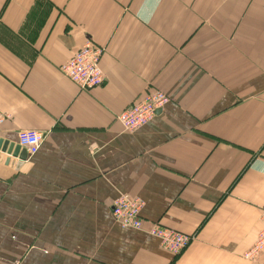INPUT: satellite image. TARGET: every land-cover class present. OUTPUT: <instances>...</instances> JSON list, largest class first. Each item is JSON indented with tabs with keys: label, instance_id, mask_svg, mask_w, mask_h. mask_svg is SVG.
I'll return each instance as SVG.
<instances>
[{
	"label": "crops",
	"instance_id": "0c3cea01",
	"mask_svg": "<svg viewBox=\"0 0 264 264\" xmlns=\"http://www.w3.org/2000/svg\"><path fill=\"white\" fill-rule=\"evenodd\" d=\"M90 40L104 82L61 66ZM160 91L134 132L118 115ZM0 264H250L264 205V0H0ZM143 201L144 230L192 237L177 257L111 214ZM264 264V253L259 258Z\"/></svg>",
	"mask_w": 264,
	"mask_h": 264
},
{
	"label": "built area",
	"instance_id": "2783aa9c",
	"mask_svg": "<svg viewBox=\"0 0 264 264\" xmlns=\"http://www.w3.org/2000/svg\"><path fill=\"white\" fill-rule=\"evenodd\" d=\"M104 48L90 40L61 66V73L74 83L80 90H90L104 82L100 69V59ZM169 101V97L160 91H152L136 99L128 108L117 117L122 126L129 131H134L146 125L156 113ZM0 113V123L6 119ZM42 140L41 134L35 131H21L17 136V144L24 149L27 155L37 152ZM143 202L137 196L122 194L118 196L111 207L112 217L125 228L144 230L140 212ZM260 229L255 242L245 251L244 259L251 264H258V258L264 252V205L260 210ZM145 233L156 238L160 248L172 256H177L188 245L191 236L160 225H151Z\"/></svg>",
	"mask_w": 264,
	"mask_h": 264
},
{
	"label": "water",
	"instance_id": "95a60500",
	"mask_svg": "<svg viewBox=\"0 0 264 264\" xmlns=\"http://www.w3.org/2000/svg\"><path fill=\"white\" fill-rule=\"evenodd\" d=\"M0 153L4 154V164L17 169L27 159V153L19 146H14L0 140ZM2 161V157L0 156Z\"/></svg>",
	"mask_w": 264,
	"mask_h": 264
},
{
	"label": "rangeland",
	"instance_id": "374dc122",
	"mask_svg": "<svg viewBox=\"0 0 264 264\" xmlns=\"http://www.w3.org/2000/svg\"><path fill=\"white\" fill-rule=\"evenodd\" d=\"M163 94H164V93H163ZM166 96H167V95H166ZM168 102H169V101H168ZM168 102H167V103H168ZM118 122H119V121H118ZM119 123H120V122H119ZM120 124H121V123H120ZM121 125H122V124H121ZM122 127H123V126H122ZM142 127H143V126H142ZM123 128H124V127H123ZM124 129H125V128H124ZM139 129H140V128H139ZM125 130H126V129H125ZM137 130H138V129H137ZM126 131H128V132H134V131H136V130H134V131L126 130ZM138 198H139V197H138ZM113 202H114V201H113ZM142 202H143V201H142ZM143 205H144V204H143ZM117 223L119 224V222H117ZM143 223H144V222H143ZM119 226H121V225L119 224ZM121 227H122V228H125V227H123V226H121ZM191 240H192V239H191ZM191 240H190V242H191ZM190 242H189V243H190ZM189 243H188V245H189ZM188 245H187V246H188ZM187 246H186V247H187ZM186 247L181 251V253L186 249ZM181 253H180V254H181ZM263 253H264V252H263ZM263 253H261V255H262ZM180 254H179V255H180ZM244 254H245V252H244L243 255H242V258H243V259H244ZM170 255H171V254H170ZM179 255H177V256H179ZM261 255H260V256H261ZM171 256H172V255H171ZM177 256H173V257H177ZM260 256H259V258H260ZM259 258H258V264H259ZM244 260L247 261L248 263H250L248 260H246V259H244ZM250 264H251V263H250Z\"/></svg>",
	"mask_w": 264,
	"mask_h": 264
},
{
	"label": "bare ground",
	"instance_id": "6f19581e",
	"mask_svg": "<svg viewBox=\"0 0 264 264\" xmlns=\"http://www.w3.org/2000/svg\"><path fill=\"white\" fill-rule=\"evenodd\" d=\"M163 93V92H162Z\"/></svg>",
	"mask_w": 264,
	"mask_h": 264
}]
</instances>
